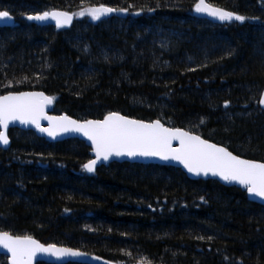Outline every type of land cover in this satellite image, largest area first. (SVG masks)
Returning <instances> with one entry per match:
<instances>
[{"label":"trees","instance_id":"trees-1","mask_svg":"<svg viewBox=\"0 0 264 264\" xmlns=\"http://www.w3.org/2000/svg\"><path fill=\"white\" fill-rule=\"evenodd\" d=\"M207 2L247 19H202L196 0H0L15 21L0 28V96L40 91L55 115L78 121L113 111L159 119L264 162V0ZM101 4L127 11L79 15ZM52 10L72 14L71 27L27 20ZM8 137L0 231L112 264H264V207L235 187L157 165L87 174L79 140L47 143L17 129Z\"/></svg>","mask_w":264,"mask_h":264},{"label":"snow or ice","instance_id":"snow-or-ice-1","mask_svg":"<svg viewBox=\"0 0 264 264\" xmlns=\"http://www.w3.org/2000/svg\"><path fill=\"white\" fill-rule=\"evenodd\" d=\"M193 10L220 21L235 20L243 23L247 19L245 16L217 8L207 0H196ZM115 11L127 10L101 4L82 10L79 15H88L95 21ZM5 18L11 19L9 12L0 11V20ZM27 19L40 22L51 19L60 28L71 23L72 14L52 10L29 15ZM53 99L43 92H8L7 95L0 96V145L9 144L7 129L15 122L31 124L37 131L53 139L65 133H79L91 141L92 151L95 153V159L83 165L89 173L94 172L97 161H108L113 156L157 157L164 161H176L194 175L206 176L211 173L225 182H235L245 188L250 196L264 201V162L242 159L226 147L211 143L192 131L165 127L159 119L145 122L130 119L114 111L108 112L102 120L82 122L66 115L48 116L45 107ZM258 103L264 106V93ZM224 106L228 107L227 101ZM41 120H47L48 127H41ZM174 141L178 146H173ZM208 239L211 240L212 237ZM0 248L7 251L9 264H33L34 258L41 253L58 259L84 255L72 248L57 247L55 244L45 246L31 236H14L6 231H0Z\"/></svg>","mask_w":264,"mask_h":264},{"label":"water","instance_id":"water-1","mask_svg":"<svg viewBox=\"0 0 264 264\" xmlns=\"http://www.w3.org/2000/svg\"><path fill=\"white\" fill-rule=\"evenodd\" d=\"M56 11H61V10H56ZM61 12H65V11H61ZM198 16L200 18H202V19L209 20V21H211L213 23L224 22V21H220V20H218V19H216L214 17L208 16V15H206L204 13H198ZM10 17H11V19L5 18V19L0 20V28H11V27L15 26L14 18L11 15H10ZM28 21L33 23V24H35V25H37V26H39V27H54V28H57L55 21H53L51 19H49L47 21H43V22L35 21V20H28ZM73 21H74V16L72 15V20H71L70 24L62 26V27L57 28V29H68V28L71 27ZM26 92H40V91H26ZM262 93H264V90L262 91ZM5 95H7V94H5ZM260 98H261V96H260ZM258 105H259L260 109L264 110V106H261L259 103H258ZM53 106H54L53 100H52V103L46 105V107H45L46 115L53 116V117H59V116H64L65 115V114L55 115L53 113ZM102 119H100V120H102ZM74 120H76V119H74ZM40 124H41V127H45V128L48 127V121L47 120H41ZM165 127H167V126H165ZM13 129H17V130H20V131H31V132H33L36 135V137L43 139L47 143H61V142H64V141H67V140H71V139L79 140V141L83 142L87 148H89L90 160L91 159H95V153L92 151L91 141L87 140L86 137L82 136L79 133H65V134L58 135L55 139H53L52 137H49L45 133H41V132L37 131V129L31 124L22 125L19 122H15V123H12V124L9 125V128L7 129V135L9 133V131L13 130ZM173 146L174 147L178 146L177 142L174 141L173 142ZM9 147H10V142L6 146L5 145H0V149H2V150H8ZM242 159H245V158H242ZM113 163H117V164L130 163V164H141V165H157V166H166V167L177 168V169H180L186 175L187 178H189L190 180H193V181H197V180H201V181H216V182H218L219 184H221L222 186H225V187H235V188L241 190L242 192H244L246 194V198H247V200L249 202L255 203V204H258V205L264 207V201H262L258 197L250 196L247 193L246 189L243 188L241 185H239V184H237L235 182H225V181L221 180L219 176H213V175H211V173H209L206 176L203 175V174L194 175L192 173H189L187 171V169L184 168V166L182 164H180V163H178L176 161H173V160L164 161V160H161V159H159L157 157H134V158H129L127 156H122V157L113 156V157H110L108 161H104L102 159L97 161V164L95 166L94 172L89 173L85 169L84 170H85V172L87 174H93V173H95V171L98 168L108 167L110 164H113ZM45 246H47V245H45ZM57 247H62V246H57ZM77 251H79V250H77ZM79 252H81V251H79ZM81 253H83L84 255H81L79 257H63V258H59V259L57 257L41 253V254H37V256L34 258L33 264H39V263H44V264H68V263H74V264H112V263L104 261L103 259H101V258H99V257H97L95 255H90V254H87V253H84V252H81ZM0 256L6 257L7 258V264H9L8 254H7V251L5 249L0 248Z\"/></svg>","mask_w":264,"mask_h":264},{"label":"bare ground","instance_id":"bare-ground-1","mask_svg":"<svg viewBox=\"0 0 264 264\" xmlns=\"http://www.w3.org/2000/svg\"><path fill=\"white\" fill-rule=\"evenodd\" d=\"M10 15V14H9ZM262 110V109H261ZM2 150V149H1ZM3 151H6V150H3Z\"/></svg>","mask_w":264,"mask_h":264}]
</instances>
